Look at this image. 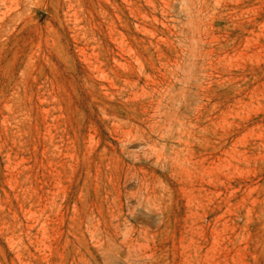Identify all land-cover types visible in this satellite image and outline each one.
Returning a JSON list of instances; mask_svg holds the SVG:
<instances>
[{
	"label": "rangeland",
	"instance_id": "obj_1",
	"mask_svg": "<svg viewBox=\"0 0 264 264\" xmlns=\"http://www.w3.org/2000/svg\"><path fill=\"white\" fill-rule=\"evenodd\" d=\"M0 264H264V0H0Z\"/></svg>",
	"mask_w": 264,
	"mask_h": 264
}]
</instances>
